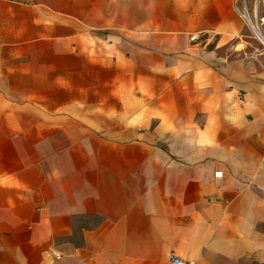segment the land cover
I'll list each match as a JSON object with an SVG mask.
<instances>
[{"label":"crops","instance_id":"crops-1","mask_svg":"<svg viewBox=\"0 0 264 264\" xmlns=\"http://www.w3.org/2000/svg\"><path fill=\"white\" fill-rule=\"evenodd\" d=\"M245 28L234 0H0V264H264Z\"/></svg>","mask_w":264,"mask_h":264},{"label":"rangeland","instance_id":"rangeland-1","mask_svg":"<svg viewBox=\"0 0 264 264\" xmlns=\"http://www.w3.org/2000/svg\"><path fill=\"white\" fill-rule=\"evenodd\" d=\"M264 34V31H262ZM263 45L256 37L254 31L249 28H245L242 35L238 37L236 40H230L223 47L225 53L230 54L231 56L240 57L243 55L246 58L251 60V66H259L261 65L258 61V54L261 49L263 50ZM264 58V50L262 51ZM264 61V60H263Z\"/></svg>","mask_w":264,"mask_h":264},{"label":"built area","instance_id":"built-area-1","mask_svg":"<svg viewBox=\"0 0 264 264\" xmlns=\"http://www.w3.org/2000/svg\"><path fill=\"white\" fill-rule=\"evenodd\" d=\"M234 1L236 3V9L242 16L247 28L253 30L254 24L257 25V28L259 29L260 33L262 34V38H263L261 39L258 37V39L260 40V42L262 43L264 47V41H263L264 34L261 30V26L262 24H264V18L258 16V7L260 4V0H234ZM220 176H221V172L215 173V177H220ZM170 261L173 264H185L184 262H182L181 259L177 258L174 255L170 256Z\"/></svg>","mask_w":264,"mask_h":264},{"label":"bare ground","instance_id":"bare-ground-1","mask_svg":"<svg viewBox=\"0 0 264 264\" xmlns=\"http://www.w3.org/2000/svg\"><path fill=\"white\" fill-rule=\"evenodd\" d=\"M253 31H254L256 37H259V38L263 39V38H262V34L260 33V31H259V29L257 28V25H256V24H254ZM263 41H264V40H263Z\"/></svg>","mask_w":264,"mask_h":264}]
</instances>
